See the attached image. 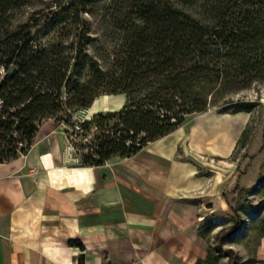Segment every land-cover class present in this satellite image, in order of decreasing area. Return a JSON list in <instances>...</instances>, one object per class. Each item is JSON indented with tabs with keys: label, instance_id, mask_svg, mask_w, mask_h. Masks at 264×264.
<instances>
[{
	"label": "trees",
	"instance_id": "trees-1",
	"mask_svg": "<svg viewBox=\"0 0 264 264\" xmlns=\"http://www.w3.org/2000/svg\"><path fill=\"white\" fill-rule=\"evenodd\" d=\"M197 2L0 0V163L25 154L47 119L73 129L71 111L102 94L125 102L82 124L97 130L83 166L134 156L217 102L248 111L226 97L264 81V0ZM241 225L233 210L214 236L229 264L234 251L220 244Z\"/></svg>",
	"mask_w": 264,
	"mask_h": 264
},
{
	"label": "crops",
	"instance_id": "crops-1",
	"mask_svg": "<svg viewBox=\"0 0 264 264\" xmlns=\"http://www.w3.org/2000/svg\"><path fill=\"white\" fill-rule=\"evenodd\" d=\"M60 126L43 121L25 154L0 163V264L207 259L199 224L229 207L217 175H198L166 150L83 166L65 156ZM258 254L264 258V236Z\"/></svg>",
	"mask_w": 264,
	"mask_h": 264
},
{
	"label": "rangeland",
	"instance_id": "rangeland-1",
	"mask_svg": "<svg viewBox=\"0 0 264 264\" xmlns=\"http://www.w3.org/2000/svg\"><path fill=\"white\" fill-rule=\"evenodd\" d=\"M101 39L93 42L91 49L102 46ZM110 40H105L107 48L113 45ZM226 98L232 103L240 102L249 110L222 112V101L217 102L206 111L187 117L180 127L164 138L149 142L142 150L153 153L166 150L171 158L189 162L198 175H217L220 188L230 192L227 213L205 217L199 224L198 231L204 234L208 244V257L199 264H229L226 256L216 252L214 236L232 223L233 210L240 215L242 225L223 238L221 248L234 251L232 264H264V258L258 254L264 236V81L232 92ZM124 102V94H102L89 105L88 120L97 112L117 110ZM79 109L71 111L72 118ZM60 127L65 137V156L81 161V154L87 151L81 145L93 141L96 128L92 125L89 129L75 130L66 123ZM236 185L238 189L231 192Z\"/></svg>",
	"mask_w": 264,
	"mask_h": 264
},
{
	"label": "built area",
	"instance_id": "built-area-1",
	"mask_svg": "<svg viewBox=\"0 0 264 264\" xmlns=\"http://www.w3.org/2000/svg\"><path fill=\"white\" fill-rule=\"evenodd\" d=\"M90 107L89 106H82L77 112V115L72 118L73 119V128L75 130H79L82 124L89 119L88 112ZM74 163L80 164L79 158L71 157Z\"/></svg>",
	"mask_w": 264,
	"mask_h": 264
}]
</instances>
